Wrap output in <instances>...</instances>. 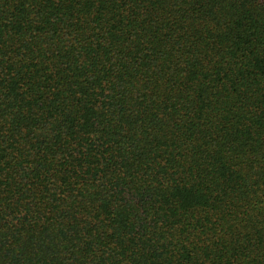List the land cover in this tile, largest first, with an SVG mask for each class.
Listing matches in <instances>:
<instances>
[{
    "label": "trees",
    "instance_id": "obj_1",
    "mask_svg": "<svg viewBox=\"0 0 264 264\" xmlns=\"http://www.w3.org/2000/svg\"><path fill=\"white\" fill-rule=\"evenodd\" d=\"M0 264H264V0H0Z\"/></svg>",
    "mask_w": 264,
    "mask_h": 264
}]
</instances>
